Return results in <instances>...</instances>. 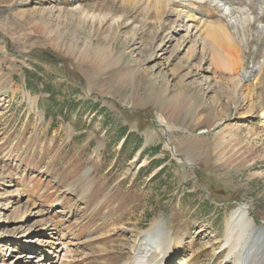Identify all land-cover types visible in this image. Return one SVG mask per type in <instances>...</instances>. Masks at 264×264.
Wrapping results in <instances>:
<instances>
[{
	"label": "rangeland",
	"instance_id": "rangeland-1",
	"mask_svg": "<svg viewBox=\"0 0 264 264\" xmlns=\"http://www.w3.org/2000/svg\"><path fill=\"white\" fill-rule=\"evenodd\" d=\"M184 1L0 0V264H49L63 247L61 264H126L154 221L174 242L153 264H237L225 218L247 205L264 225V8L235 21V0L187 4L203 25L225 19L227 70L176 30ZM122 127L135 136L119 152ZM137 136L159 168L127 161ZM261 241L245 264H264Z\"/></svg>",
	"mask_w": 264,
	"mask_h": 264
},
{
	"label": "bare ground",
	"instance_id": "bare-ground-1",
	"mask_svg": "<svg viewBox=\"0 0 264 264\" xmlns=\"http://www.w3.org/2000/svg\"><path fill=\"white\" fill-rule=\"evenodd\" d=\"M192 1H194L195 3H204L205 0H186V1H184L183 5H182V7H180V9H178L176 11L174 9L173 10L169 9L173 13V15L175 16V23H176L175 28H176V30L177 31H178V29L180 30L182 25H183V27L185 28L184 29V35L186 37H188V35L194 36L193 37L194 39L191 41L192 43L189 46V47H191V48H189V50L191 49V51H192V49L194 50V48L198 47L199 51H201V53L204 56H206L205 53H208L207 57H209V60L211 63H212V61H217V58H218L222 62V64L225 65V67L227 65H230V63H232V64H234V62L236 63V61H234L230 57V55L225 54V52H224V51H227V53H228V50L232 49L231 46L234 45L233 40H231V38L229 36V31L227 30L228 26L226 24H224L225 19H223L224 21L222 19H217L215 21L208 22L206 25L204 23V25H205V27H204L202 21L200 20V17L198 18L197 14H195L194 11L190 10L187 7V4L190 5L189 2H192ZM235 1H236L235 5L231 4V5L227 6V8L225 9V12L227 14L226 17L230 16V17H232V19H235V21L236 20L242 21V18L244 19V21L251 20L248 17V16H251V9L252 8L251 9L249 8L250 4L254 5V4L259 2L261 7L264 8V0H235ZM169 2H168V0H155V7H159V6L162 7V4L169 5ZM215 2H216V0H215ZM219 4H220V2L218 3V5ZM220 6L223 9L224 3L222 2V4H220ZM222 11L225 15L224 10H222ZM169 14L171 15V13H169ZM262 31H264V28H262ZM204 32H205V36H203ZM206 38L208 39V41H205ZM162 43L163 42H160V44L155 47V51H153V54H152L153 56L155 55V52L162 51V49H163L162 47L164 46V45H162ZM153 56H151V57H153ZM97 57H98L97 59L99 60V55H97ZM102 62H103L102 59H100L99 64ZM237 64H238V62H237ZM228 68L229 67L227 66L224 69L229 70ZM230 68H232V67H230ZM231 70L233 71V69H231ZM211 78L212 77L210 76V79ZM210 79H208V80H210ZM181 105H182V103H179L178 107H181ZM174 107L175 106H173L172 109H174ZM251 110H252L251 105H248L247 109H246L247 115ZM262 117L264 119V115H262ZM263 123H264V120H263ZM169 129L170 128L167 127L165 130H169ZM202 132L205 133V131H202ZM167 145H169V144H167ZM91 174H92V165L89 164L86 167L85 174H84L86 181H91V178H92ZM87 183H89V182H87ZM3 185H4V178L2 177V175H0V186H3ZM26 187H27V185H24V187H22V188H26ZM16 197H17V200H19V201L21 200V198H23V196H21V198H20L18 194H16ZM29 199L30 198L25 196V200H24L25 202L23 204L18 203L17 205H15L14 209L11 212L13 217L16 220V223H18V228L24 226L26 218L31 217V215H32L31 209L29 208L30 204H31V201ZM224 228H225L224 229L225 235L226 236L229 235V237H227V239L225 237V241H226L225 245L231 244L232 240H233V235H235V234L237 235L236 239H235V245H234V249L236 250V253L239 257L237 264H245L246 259L249 258V256H251V254L253 255V257L254 256L256 257L258 255L257 253L260 251V249H261L260 247H263L261 240L264 239V225L258 226L254 223L253 219L248 214V206L247 205H239L237 208L233 209L228 214L227 218H225V220H224ZM150 229L151 230L149 233L148 232H145V233L141 232V234L137 233L138 234L137 240L132 242L131 248L133 250L137 246L138 241L140 240L138 243V246H137L138 251L133 252V261H130L126 264H142V263L153 264L154 258L156 260H159L160 258H162L163 254L165 253L168 246L173 245L174 240L172 238H169L170 237L169 229H166L161 221L160 222L159 221L152 222L150 225ZM60 239H62L61 236H60ZM26 241H27V243L25 246L27 248L26 250H27V253L29 256L32 253V251L34 252V250L30 248V243L28 241V237H26ZM142 241H144V242L139 246V244ZM27 244H28V246H27ZM249 244H250V246H249ZM248 247L250 248V252L247 253ZM63 250H64V247L61 250H58V252H56L54 254L53 259L51 261H49V264H58V263L61 264L62 260L67 257V252L63 251ZM11 252H13L12 249H11ZM45 254H47V252L41 251V252H39V254L36 255V257L37 258L40 257L41 258L40 260H42L47 256ZM241 257L243 258V261L240 260Z\"/></svg>",
	"mask_w": 264,
	"mask_h": 264
},
{
	"label": "crops",
	"instance_id": "crops-1",
	"mask_svg": "<svg viewBox=\"0 0 264 264\" xmlns=\"http://www.w3.org/2000/svg\"><path fill=\"white\" fill-rule=\"evenodd\" d=\"M49 94V93H48ZM122 134L120 135V143L119 146L117 147V150L119 152L123 151L124 148L126 147V144L128 143V141H130L132 139V135L129 130H126V128L122 127ZM138 140V142H136L135 144H133V147L131 148V153H133V155L131 156L130 159H128V162H135L137 163L135 166V172L136 173H141V171L143 170L142 168H145L147 166V164L150 165H156L154 166V169L159 168V166L157 165L159 163V160H155L153 158H148L146 155H148V150L151 149V147L149 149H146V147L148 146V142L146 140V136H144V138L137 136L136 138ZM148 148V147H147ZM117 166L119 165L118 163L116 164ZM115 165V161L113 163H111V165L108 166L107 170L111 168V166H113V172L119 170V168Z\"/></svg>",
	"mask_w": 264,
	"mask_h": 264
},
{
	"label": "trees",
	"instance_id": "trees-1",
	"mask_svg": "<svg viewBox=\"0 0 264 264\" xmlns=\"http://www.w3.org/2000/svg\"><path fill=\"white\" fill-rule=\"evenodd\" d=\"M42 90H43V92L47 93L49 91V87L45 88V86H44V87H42Z\"/></svg>",
	"mask_w": 264,
	"mask_h": 264
},
{
	"label": "water",
	"instance_id": "water-1",
	"mask_svg": "<svg viewBox=\"0 0 264 264\" xmlns=\"http://www.w3.org/2000/svg\"><path fill=\"white\" fill-rule=\"evenodd\" d=\"M46 56H47V54H46ZM54 60H56L55 58H53Z\"/></svg>",
	"mask_w": 264,
	"mask_h": 264
}]
</instances>
